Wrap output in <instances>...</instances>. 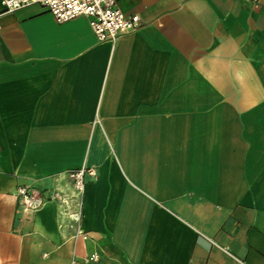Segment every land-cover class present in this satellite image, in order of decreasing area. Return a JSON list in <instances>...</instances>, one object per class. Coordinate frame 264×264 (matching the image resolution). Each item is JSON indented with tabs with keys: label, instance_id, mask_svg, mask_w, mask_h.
<instances>
[{
	"label": "crops",
	"instance_id": "crops-1",
	"mask_svg": "<svg viewBox=\"0 0 264 264\" xmlns=\"http://www.w3.org/2000/svg\"><path fill=\"white\" fill-rule=\"evenodd\" d=\"M116 4L100 41L0 0V264H264V0Z\"/></svg>",
	"mask_w": 264,
	"mask_h": 264
},
{
	"label": "built area",
	"instance_id": "built-area-1",
	"mask_svg": "<svg viewBox=\"0 0 264 264\" xmlns=\"http://www.w3.org/2000/svg\"><path fill=\"white\" fill-rule=\"evenodd\" d=\"M5 10L12 11L30 4H39L48 9L55 20L63 22L79 15L86 16L96 38L114 41L120 34L140 26L138 14H127L116 4V0H3ZM96 175L93 167H81L68 171V176L78 193H82L87 178ZM17 203L23 210L39 208L44 198L36 189L22 185L17 189ZM75 235H83L77 226ZM98 254L91 253L86 261L96 260ZM70 264H78L72 260Z\"/></svg>",
	"mask_w": 264,
	"mask_h": 264
}]
</instances>
